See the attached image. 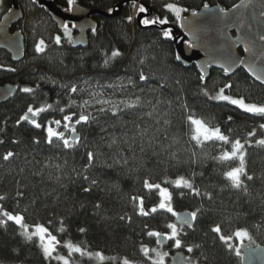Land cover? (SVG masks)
Wrapping results in <instances>:
<instances>
[{
  "label": "trees",
  "instance_id": "16d2710c",
  "mask_svg": "<svg viewBox=\"0 0 264 264\" xmlns=\"http://www.w3.org/2000/svg\"><path fill=\"white\" fill-rule=\"evenodd\" d=\"M54 1L60 5L66 2ZM76 1L104 12L123 5L116 17L95 16L96 34L85 48L55 46L49 41L43 52L35 54L28 34H51L55 27L30 0H17L23 10L17 27L26 38L24 57L14 63L0 50V84L9 81L18 87L16 94L0 105V197H4L0 207L22 215L29 226H45L60 242L53 257H45L34 237L26 239L19 225L0 217L6 221L0 224V264H63L56 255L67 258L69 264H122L123 258L132 264H153L156 253L151 249L168 253L164 264L174 251L181 252L185 264H239L233 235L236 229H246L253 244L264 245V145L256 143L264 139L260 128L264 116L212 97L230 84L225 95L264 104V86L241 69L228 77L212 69L202 81L194 66L185 68L175 60L171 36L164 35L169 30L148 27L151 24L139 26L133 10L143 5L151 12L148 19L166 18L176 26V12L165 7L167 4H175L180 14H185L204 4L228 9L240 0ZM9 5V0H2L0 16ZM117 50L120 55L112 57ZM141 74L146 79L141 80ZM102 85L113 88L107 100L113 106L94 110L97 100L89 94L90 87ZM24 87L34 91L22 92ZM73 87L76 92L71 91ZM86 99L87 104L83 102ZM124 103L135 106L125 107ZM49 104L51 109L35 117L40 128L28 121L17 123L29 105ZM81 113L89 120L76 124ZM72 114L79 142L69 140L72 147H65L53 137L49 143V121L63 122L65 115ZM190 114L211 128L218 127L230 141L239 139L244 145L246 175L241 176L240 188L232 187L223 175L238 167L239 160L216 159L231 151V143H197L187 121ZM250 132L255 135L249 136ZM7 152L14 155L5 160ZM89 152L93 153L91 162ZM179 177L189 181L199 195L177 187L173 182ZM145 180L169 190L176 213L199 209L193 225L180 231L179 248L173 246L174 240L160 246L156 237L148 235L150 231L170 232L166 226L174 223V216L161 209L150 212L159 204V190L145 188ZM132 197L143 198L149 215L139 214V201L133 202ZM216 225L223 235L233 236V248L212 231ZM68 241L85 253L100 252L115 259L101 262L95 256L70 252L64 246ZM142 246L150 250L152 259L144 255Z\"/></svg>",
  "mask_w": 264,
  "mask_h": 264
},
{
  "label": "water",
  "instance_id": "95a60500",
  "mask_svg": "<svg viewBox=\"0 0 264 264\" xmlns=\"http://www.w3.org/2000/svg\"><path fill=\"white\" fill-rule=\"evenodd\" d=\"M9 1V9L12 11L8 9L0 17V50L6 52L12 62L17 63L24 57L25 40L21 30L11 29L21 21L22 11L16 0ZM34 1L59 30L63 29L64 24L72 25L76 32L71 40L72 48L87 46V33L94 32L97 27L94 16L116 17L123 5L122 2L112 11L104 12L82 6L76 0L68 9L61 8L53 0ZM145 9L144 15H136L139 26L144 17L151 16L150 10ZM148 27L170 30L175 60L185 68L194 66L200 74V79L202 74L203 80L209 78L212 69L220 71L223 77L231 76L241 69L254 82L264 86V81L256 79V75L249 71V66L252 65L257 74L264 75V39H261L264 37V0H240L228 9L217 4H204L197 10L191 9L185 14H180L176 26L157 23ZM229 64L231 69L226 73L224 68ZM16 92L17 85L14 83L0 85V105L11 99ZM75 126L72 123V127ZM74 137H79L76 131L70 133L69 139L73 141ZM189 213L191 212H179L180 219L174 216V223L181 226ZM187 218L192 226L193 220ZM183 227L190 228L188 224H183ZM158 239V245L166 246L167 240L163 236L156 237V241ZM237 246L241 252L239 264H264V245L253 244L247 240L238 242ZM168 264H185L181 252L171 253L168 256Z\"/></svg>",
  "mask_w": 264,
  "mask_h": 264
},
{
  "label": "snow or ice",
  "instance_id": "6c2138e0",
  "mask_svg": "<svg viewBox=\"0 0 264 264\" xmlns=\"http://www.w3.org/2000/svg\"><path fill=\"white\" fill-rule=\"evenodd\" d=\"M0 3H2V0H0ZM73 3H74V0H68L69 6L73 5ZM165 7L176 12L177 17H179L181 9L178 8L175 4H167V5H165ZM69 10H71V7L69 8ZM9 11H12V9H9ZM139 11L145 12L146 9L143 7V5H141L139 8ZM128 19L131 20L132 19L131 16H129ZM140 23H142L144 25L157 24V23L165 24V23H167V20H166V18L165 19H151V20L145 18V19L141 20ZM73 27H75V25H73ZM63 31H64V35L67 36L69 38V41L71 42V33H70V29H69L67 24L63 25ZM164 35L169 36L170 30L165 31ZM261 39H264V37H261ZM54 42L56 44H60L61 43V36L60 35L55 36ZM46 47H47V45H46L43 38H41L35 44V50L37 52H43ZM118 55H120L118 50L113 51L112 57H116ZM177 59H179V57H177ZM241 62H243V61H241ZM105 63H107V60L105 61ZM233 63H234V61H233ZM230 69H231V65L229 64V66L224 68V71L227 73L228 71H230ZM249 71L253 72V74L256 75V79L264 81V75L257 74L254 66L250 65ZM203 78L204 77L202 74L201 79L203 80ZM140 79L144 80V79H146V77L143 74H141ZM230 87H231L230 84H226L224 86V88H221L219 90V92L217 93L216 96L212 97V99L220 100V101H227L231 105L238 106L240 109L244 110L247 113H252L255 115L264 116V105L246 103L243 97L234 98L232 96L225 95L224 94L225 88H230ZM20 90L22 92H25V93H31L34 91L32 88H29V87H24ZM71 91L76 92L77 89L75 87H73L71 89ZM205 94H207V93H205ZM98 102L102 103V104L110 103L109 101H98ZM84 103L87 104L88 102L85 101ZM134 106H135V103H126L125 104V107H134ZM51 108H52V105H50V104L45 105V106H41L38 108H33L32 105H29L27 108V111L24 113V115H22L20 117V120H18L17 123L19 124L20 121H28L30 124L34 125L35 127L40 128L41 125L37 122L35 117H37L40 113L45 112ZM101 110H103V109H101ZM60 111L63 112L64 109H60ZM74 115L75 114L65 115L63 117V121L65 122L64 126L66 128H69L73 132L75 131V129L72 127V121H73ZM229 119H231V117ZM88 120H89V116L81 113L79 115V118L75 120V123L80 124L81 122H87ZM187 121L192 126V133H193L192 139L196 140L197 143H203L204 141H214V140L221 141L225 144L231 143V151L230 152L224 151L219 157H216V159H218L220 161H231V160H236V159L239 160V166L238 167L230 168L228 171L224 172L223 175L225 176V178L227 180L230 181L232 187L240 188L242 186V183H243L241 176L246 175L245 167H244V155H245L244 151H243L244 145L240 142L239 139H236L235 141H230L229 137L225 136L220 131V129L218 127L217 128H210L204 123L203 120L195 118L194 115H191V114L188 115ZM61 123H62L61 120L49 121V126L46 129L47 136H48V142L51 143L53 137H55L57 139L62 140L65 147H72V143L69 142V139L65 138L64 133L58 132V131L54 130V128L52 127L53 124H55L56 126H59V125H61ZM260 128L264 129V124L260 125ZM248 135L254 136L255 133L250 132V133H248ZM78 142H79V137H74L73 143H78ZM256 143L260 144V145H264V139L257 140ZM13 155H14V153L7 152L4 155V159L7 160L10 157H12ZM88 159H89V162L92 161L93 153H91V152L88 153ZM85 178L87 179V177H85ZM247 179L251 180L252 177L248 176ZM92 183H95V181H93ZM173 183L177 187L184 186L186 188H189L195 194L199 195V191L197 189H195L193 187V185L189 181L185 180L183 177L177 178ZM144 187L149 189V190L154 189V188L159 190V197H160L159 204L156 206H153L150 209L151 213H155L158 209L166 210L168 213H171L173 216L177 217V219H180V214L176 213L174 211L172 205H171L172 196H171V193L169 192V190L167 188H162L159 184L149 183L147 180L144 181ZM2 199H4V197H0V200H2ZM132 200H133V202L139 201V214L140 215H144V216L149 215V211H146L145 208L143 207L144 201H143L142 197H132ZM198 211H199V209H197V211H194V212L187 214V217H190L191 220H194L196 218ZM0 217H5L8 221H14L15 224L19 225L20 228L22 229V235H24L26 239L31 240V239H33V237H38L39 242H40V247L42 248L45 257H53V254L56 251V246L60 242L57 240V237L52 235L45 226H43L41 224H35L32 226H29V225L24 223V218L22 215L13 214L11 212L3 210L2 207H0ZM187 217L183 219L182 224L179 228H178L176 223H169V224H167L166 227L168 229H170V232L160 233V232L150 231V232H148V235L152 236V237H157V238L163 236L165 240H174L173 246L176 248H179L181 246V243H182L181 240L179 239V233H180V231H182L183 224H188V226L191 227V222ZM5 222L6 221L4 219H0V224H4ZM61 231H63V229H61ZM81 231H83V229H81ZM212 231L219 234V239L221 241H223L227 245L228 248H230V249L233 248V244L230 243V241L233 238L232 235H230V236L223 235L221 232V227L219 225H216L212 229ZM233 235L236 238H238L241 243H243L245 238L251 240V236L249 235V233L246 229H236L234 231ZM157 242L158 243L160 242L159 239ZM64 246L66 248H68V250L70 252H72V251L79 252L82 255L86 254L89 257L95 256L101 262H103L105 259H115V258H106L103 255V253H100V252L85 253L78 245H74L70 241L65 242ZM141 251L144 253L145 256H148L149 259H152V257L149 256L150 250L146 246H142ZM151 251L156 253V259L153 261V264H164V257L166 255H168V253L159 252L156 249H151ZM188 251L191 252L192 248L189 247ZM235 252H236L237 256L241 255L240 248L238 246L235 248ZM54 258L56 260L63 261V264H69V260L67 258H65L64 256L56 255ZM122 264H132V262L129 261L127 258H123Z\"/></svg>",
  "mask_w": 264,
  "mask_h": 264
},
{
  "label": "rangeland",
  "instance_id": "374dc122",
  "mask_svg": "<svg viewBox=\"0 0 264 264\" xmlns=\"http://www.w3.org/2000/svg\"><path fill=\"white\" fill-rule=\"evenodd\" d=\"M1 4V3H0ZM1 8H0V13H1ZM134 11H136V10H133V12ZM131 18H132V16H131ZM133 19V18H132ZM132 19L131 20H129L128 21V19H127V21L128 22H130L131 23V21H132ZM41 38H43L44 39V41H45V43L46 44H48V42L49 41H52V37H51V34H45V33H42V34H40V32L38 33L37 31H34V32H30L29 34H28V43H29V46H30V48L32 49V51L35 53V54H39L40 52H37L36 50H35V44L41 39ZM47 48V47H46ZM45 48V49H46ZM112 87L111 86H109V87H107V86H100V87H96V86H93V87H90V92L91 93H89L91 96H93V98H95L96 100H97V108L96 109H94V110H98V109H103V110H106L109 106H113V104H111V105H108V104H102V103H99L98 101H107L108 100V98L110 97V95L109 94H112L113 93V91H112ZM85 101H87V99L86 100H84L83 102H85ZM125 104V103H124ZM252 104H257V103H252ZM257 105H264V104H257ZM116 108V107H115ZM84 114V113H83ZM64 124H65V122L63 121L62 123H61V125H59V126H56V127H54V130H56V131H58V132H63L64 133V135H65V137L68 139L69 138V132H64V129H68V128H66L65 126H64ZM206 124V123H205ZM207 125V124H206ZM208 126V125H207ZM209 127V126H208ZM211 128V127H210ZM59 129V130H58ZM75 132V131H74ZM231 161H237V159L236 160H231ZM36 240H37V242L40 244V242H39V238L38 237H34ZM235 239H236V241H235V245H236V247H237V243L238 242H240V240L238 239V238H236L235 237ZM248 239L247 238H245L244 239V241H247Z\"/></svg>",
  "mask_w": 264,
  "mask_h": 264
},
{
  "label": "flooded vegetation",
  "instance_id": "af4514ba",
  "mask_svg": "<svg viewBox=\"0 0 264 264\" xmlns=\"http://www.w3.org/2000/svg\"><path fill=\"white\" fill-rule=\"evenodd\" d=\"M17 1V0H16ZM54 1V0H53ZM30 2L31 3H33V4H35L36 5V3H35V1L34 0H30ZM55 2V1H54ZM18 3V2H17ZM19 4V3H18ZM56 4H58V3H56ZM58 5H60V4H58ZM19 6H20V8H21V11H22V13H23V10H22V7H21V5L19 4ZM61 6V8H63V9H68V7H69V4H68V0H66V2H65V4L64 5H60ZM10 8V5L8 6V8H7V10ZM38 8V7H37ZM39 9V8H38ZM6 10V11H7ZM40 10H42L43 11V9H40ZM6 11H4L3 13H5ZM44 12V11H43ZM2 13V14H3ZM45 13V12H44ZM136 13L138 14V13H140V14H145L144 12H140L139 11V9H137L136 8ZM2 14H1V16H2ZM46 14V13H45ZM136 14V15H137ZM47 15V14H46ZM0 16V17H1ZM47 17H48V19L52 22V20H51V18L47 15ZM145 18H149V17H144L143 19H145ZM151 18V17H150ZM142 19V20H143ZM93 20H95V16L93 17ZM96 21V20H95ZM18 24V23H17ZM17 24L16 25H14L13 27H12V29L11 30H15V29H19L18 27H17ZM52 24L54 25V27H55V29L53 30V32L51 33V37H52V44H54L55 46H61L62 44H69L70 45V47L72 48V46H71V42L69 41V38L67 37V36H65L64 35V31H63V29L62 30H59L58 28H57V26L52 22ZM97 24V23H96ZM67 25H68V27H69V29H70V33H71V40H72V38L74 37V35H75V31L73 30V28H72V25L71 24H68L67 23ZM19 30H21V29H19ZM22 31V30H21ZM96 32V30L94 31V32H91V31H89L88 33H87V39H88V43L91 41V39L95 36V33ZM22 34H23V32H22ZM57 35H60L61 36V43L60 44H56L55 42H54V38H55V36H57ZM23 36H24V34H23ZM24 40H25V48H26V38H25V36H24ZM47 46L49 45V43L48 44H46ZM6 53V52H5ZM10 57V56H9ZM14 67V66H13ZM5 83H13V82H9V81H6V82H3V83H1L0 85H2V84H5ZM14 84H16V83H14ZM17 85V84H16ZM17 89H18V87H17ZM77 128V126L76 127H74V129H75V131L77 130L76 129ZM66 130V132H73V131H71L70 129H65Z\"/></svg>",
  "mask_w": 264,
  "mask_h": 264
},
{
  "label": "bare ground",
  "instance_id": "6f19581e",
  "mask_svg": "<svg viewBox=\"0 0 264 264\" xmlns=\"http://www.w3.org/2000/svg\"><path fill=\"white\" fill-rule=\"evenodd\" d=\"M70 140V139H69ZM71 141V140H70ZM73 142V141H72Z\"/></svg>",
  "mask_w": 264,
  "mask_h": 264
}]
</instances>
